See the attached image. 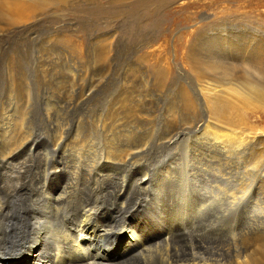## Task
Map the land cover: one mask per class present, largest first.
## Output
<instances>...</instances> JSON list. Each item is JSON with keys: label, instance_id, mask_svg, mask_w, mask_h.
<instances>
[{"label": "bare ground", "instance_id": "obj_1", "mask_svg": "<svg viewBox=\"0 0 264 264\" xmlns=\"http://www.w3.org/2000/svg\"><path fill=\"white\" fill-rule=\"evenodd\" d=\"M3 1L7 0H0L1 8H7ZM129 1L128 5L132 10L142 13L146 9L157 12L179 0ZM230 1L228 14L231 23L228 24V30H216L211 36V61H198L195 50L197 38L194 41L192 39L191 44L185 45L183 42L180 46L181 58L196 77V90L194 89L192 95L181 85L182 82L178 85V79L171 80L166 70L156 68L158 85H178L176 95L169 88L171 95H167L163 106L155 108L158 113L156 115L150 114L145 106H140L159 104V99L143 95L139 99L137 94L126 90L127 85L126 91L118 90L119 92L97 98L93 91L101 81L91 78L89 87L71 100L72 102L69 99L67 102H70L69 110L76 115L73 118L77 121L75 129L63 130L62 127L55 139H49L51 134H48L55 132L47 124L52 116L49 118V113L44 112L46 114L42 115L43 119L40 113L34 112L31 100L33 97L30 95L35 92L29 95L25 91L11 89L13 81L8 85L7 95H10L8 92L14 95L9 99V104L7 103V110L0 114L3 115L0 122V264H11L13 260H23L24 263L29 261L28 264H219L220 261L217 260L222 257L218 259L217 253H230V249L233 251V246H236L230 245V237L235 238L231 236V228L235 226L231 225L234 222L236 224V221L242 230L255 227L253 229H256V234L257 230L261 232L255 236L251 246L250 243L246 244L249 248L243 254L241 252L242 255L235 256L234 263L264 264V239L259 237L264 230V210H256L258 214L254 212L253 215L248 214L250 209L248 212L244 211L247 205L256 200L254 195L264 190V128L259 126L262 123L261 114L264 112V30L259 29L256 24L238 19L239 13L247 17V7L255 10L261 5L260 0ZM131 8L127 13L131 14ZM0 13L1 17L14 21L25 16L21 9L1 10ZM180 39L185 37L181 36ZM105 48L106 46L103 49ZM101 54L105 55L103 52ZM28 59L17 62L18 66L24 68L32 64ZM72 62H69L70 65ZM45 66L47 68L46 64ZM210 71L214 75H209ZM51 72L53 71L49 73ZM23 78H28L26 73L21 79ZM128 78L131 77L126 79ZM114 84L116 86L117 83ZM79 85L81 84L78 87ZM160 89L158 88L159 91ZM72 93L69 94L73 95ZM2 97L0 95V104L3 103ZM61 101L64 102V99ZM51 107L53 106L48 109L51 110ZM182 108L189 111L191 119L187 123L179 122L186 117L182 119L176 114ZM255 112L260 115L255 116L257 121L253 123L248 114ZM162 117L169 123L166 130L162 129L164 131L158 125ZM82 119L88 126L78 136L77 131L80 130L77 127L81 125L79 122ZM71 136L74 137V142L68 146L66 142ZM42 147L43 153L39 151ZM162 152V159L156 160L157 154ZM152 165L158 168L156 174L151 172ZM249 165L250 168L247 167ZM162 167L164 168L161 169ZM246 175L251 179H247ZM246 181L249 183L246 184ZM176 184L180 189L175 188ZM252 187L257 190L247 198L246 191ZM187 192L189 198L185 197ZM260 204L264 203L261 201ZM260 209H264V206L261 205ZM132 212L143 213L144 217H134L130 221L128 216ZM175 221L177 223L173 224ZM154 227L159 232L157 237L153 235L144 238L137 235L140 230ZM123 233L130 235L126 243L119 242ZM206 234L218 242V245L214 242L212 247L208 245L205 250L208 254L206 258L186 249L179 254L175 244L173 245L177 238L185 239L183 237L186 236L190 237L188 238L194 245L191 240L193 237L198 239ZM188 238L186 237L187 240ZM113 248L119 250V263L108 256ZM231 256L232 253L230 258Z\"/></svg>", "mask_w": 264, "mask_h": 264}, {"label": "rangeland", "instance_id": "obj_2", "mask_svg": "<svg viewBox=\"0 0 264 264\" xmlns=\"http://www.w3.org/2000/svg\"><path fill=\"white\" fill-rule=\"evenodd\" d=\"M3 2L6 3L7 8H1V6H0V11L1 10H11V9H12V11H17V10L21 9L25 13V16L22 17L21 19L17 20V21H14L12 19H6V18L1 17V13H0V60H2V61H0V65H1L0 66V95H1V97L2 96L4 97V98L2 97L3 100L1 99V103L2 102L3 103L0 104L2 106V107H0V114L1 113L4 114L5 110H7L6 106H8V104H9V101H10L9 99L13 98L12 96L14 95V93L11 94L8 92V94H10V95H7V87H8V85L10 86L12 81L15 85L12 84L10 87L11 89L12 88L18 89V91H20V92L25 91L29 95L31 93L35 92L36 95L35 94L30 95L31 98L33 97L31 100L33 103L34 112H36L38 114L40 113L41 117H43L42 116L43 114L45 116L46 113H49L48 114L49 118H50V116H52L50 118V121L47 122V124L49 126H51L52 128H54L53 130H55V132L48 134L49 136L51 134L50 137L47 136V138L49 137V139H55L58 136V132L63 128H64L63 130H67V129H71V128L75 129V127L77 126V121L75 122V120L73 118H76V115H74L75 114L74 112L69 110L68 104L70 102L69 103H67V102L69 100L70 101L74 100L81 92H84L87 89V87H89L88 82H89V80H92L91 78H93V80H95V81H101L98 83V86L95 89L96 92L93 91L94 94L97 95V98L105 97L106 95L112 94L114 92L115 93L119 92V91L121 92L123 90L126 91L128 89L127 90L128 92H131L134 95L137 94L136 96L139 97V99L142 98V95L148 96V97L151 96L155 99H159V102L156 101L159 104H156V105L155 104H148V105L143 104V106H140V107L145 106L144 108L145 109L147 108V110H149L150 114H152V115L153 114L156 115L157 112H156L155 108L157 106L158 107L163 106L164 102L166 101L165 99H166L167 95H171V92L173 93V95H174V93H175V95L177 94L176 89H177V86L179 84H181V82H182L181 85L186 89V91L190 95H192L191 93H193L196 90V88H195L196 87L195 86L196 85V80H195L196 77L194 76L192 71H190L187 63L185 61H183V59L181 58L182 57L180 55L181 44L183 42H185L184 43L185 45L191 44L192 39L194 41V39L197 38L195 50L197 52L196 55L198 54L197 55L198 61L199 62H207L208 60L211 61L210 57H209V54L211 57L213 56L211 53V50H212L211 36H213V34L216 33L215 32L216 30L217 31L218 30H228L227 29L228 24L231 23L230 22L231 19L229 17L230 5H231L230 0H179V1H175L173 3L168 4L167 6H164L163 9L161 8L157 12L152 10V9H150L151 11L146 9L142 13L140 11L132 10V8L129 7V5H128L130 2L129 0L128 1L127 0H125V1L124 0H7V1H3ZM241 3H244V1H241ZM259 3L261 6L256 8L255 9L256 11L254 9L251 10L249 7H247L246 8V13L248 14L247 17L243 16L244 14L239 13L238 19H240L242 21H248L249 23H252V24H256L259 26V29L264 30V0H260ZM130 8H131V14L127 13V12H129ZM154 13H156V14H154ZM199 32L200 33L203 32V33L199 34ZM208 32H211V34ZM147 33H149V34H147ZM129 35H131V37ZM141 35H143V36H141ZM146 35L149 37V40H148V37ZM156 36H157V38H156ZM181 36H184L185 39L181 40L180 39ZM202 36H203V38H202ZM137 37H138V39H137ZM199 37H201V38L199 39ZM140 38H142L143 40ZM144 38L147 40H145ZM208 39L210 42L208 41ZM142 41H144V42H142ZM187 41H189V42H187ZM206 41L208 43H211V44H208ZM143 43L144 44L147 43V45H144ZM208 45H209V47H208ZM105 46L107 49L106 48L103 49ZM205 46H207L208 48ZM3 50H5V51H3ZM94 50H96L95 53H94ZM97 50H98V52H97ZM8 51H10V52H8ZM102 52L105 55L101 54ZM92 54H93V56H92ZM97 54H98V56H97ZM134 54H135V56H134ZM207 55H208V57H207ZM6 56H8V57H6ZM96 56L98 57L99 60L97 59ZM99 56H101V58H99ZM102 56H104V57H102ZM70 58H72V59L74 58L73 62H75L77 60L76 63H73L72 59H70ZM160 58H161V60H160ZM25 59L26 60L28 59V61H30L32 63L29 66L24 67L28 71L25 70L22 66L21 67L18 66V64H17V62L26 61ZM64 60H65V62H64ZM56 61H57V63H56ZM66 61H68V62H66ZM102 61H103V63H102ZM49 62H50V66L48 67ZM69 62H72L71 65ZM37 63H38V65L40 64L39 67H38ZM43 63H44V65H43ZM65 63H66V65H69V66H66ZM123 63H124V66H122ZM45 64L47 65L48 71H47ZM94 64H95V66H94ZM141 64H143V65H141ZM3 65H5V66H3ZM51 65H54V66H51ZM74 65H76V67L77 66L79 67V65H80L79 68L81 71L80 70L78 71L79 68L78 67L76 68ZM137 65H138V67H137ZM158 65H161V66H158ZM98 66L100 67V69ZM151 66H153V68ZM11 67H12V69H11ZM66 67H68V68L66 69ZM88 67H89V69H88ZM41 68H42V70H40ZM102 68H103V71H102ZM135 68H136V70H135ZM156 68H160V69L163 68L162 70H166L168 72V75H170V77H168L169 79H171V80L175 79L176 81L178 79V81H177L178 85H173V87L172 86L161 87V85H158L157 84L158 83L157 82V76H155V75H157L156 71H155ZM49 69H50V71H53V72L49 73L50 72ZM21 70H23V71H21ZM32 70H34V72ZM42 71L44 74L42 73ZM93 71H94V73H92ZM10 72H12V73L10 74ZM19 72H20V74H19ZM68 72H70V74ZM83 72H84V74H83ZM17 73H18V75H17ZM25 73H26V77H28V78H26L27 80L25 78L21 79L22 76L25 75ZM53 73H56V74H53ZM72 73L75 75V78H74V75ZM97 73H99V75ZM141 73H143V74H141ZM12 74H14V75H12ZM27 74H28V76H27ZM49 74H50V77H49ZM66 74H67V76H66ZM29 75H30V77H29ZM97 75H98V77H97ZM209 75H214V73L212 74V72H211ZM55 76L58 80L55 79ZM127 77H131V78L126 79ZM183 77H184V79H183ZM70 78H72V79H70ZM100 78H103V79H100ZM145 78H147V80ZM148 78L150 81L148 80ZM5 79H7V80H5ZM54 79L57 81H55ZM74 79H76V80H74ZM185 79H186V81H185ZM28 80H30V82ZM72 80H74V81H72ZM77 80H78V84L79 83L81 84V85H79V87L77 84ZM80 80H82L83 82ZM85 80L86 81L88 80V81L86 82ZM124 80H125V83H124ZM134 80L136 83H134ZM18 81H20L21 83L20 82L18 83ZM36 81H39L40 83L36 82ZM41 81H43V82L45 81L44 83H46V84H44ZM68 81L70 82V84H68ZM84 81H85V83H84ZM131 81H132V83H131ZM75 82H76L77 87L75 85ZM168 82H170V81H168ZM47 83H49V84H47ZM64 83L65 84L67 83V84L65 85ZM104 83H105V85H104ZM114 83H117L116 86ZM118 83H119V85H118ZM153 83H156V84H153ZM71 84L73 85L74 88L72 87ZM187 84H189V85H187ZM25 85H26V89H24ZM39 85H40V87H39ZM64 85L66 86L65 88H64ZM100 85H101V87H100ZM125 85H127L128 87ZM154 85L155 86L157 85L158 87H155ZM61 86L63 87V89ZM85 86H86V88H85ZM129 86H130V88H129ZM107 87L110 89H108ZM42 88L44 89V91ZM50 88L52 91L50 90ZM116 88H117V90H116ZM122 88H124V89H122ZM125 88H126V90H125ZM135 88H136V90H134ZM158 88L159 89L161 88L160 91L158 90ZM169 88L171 89V92L169 91L170 90ZM151 89H152V91H151ZM31 90H32V92H31ZM147 90H148V93H147ZM42 91H43V93H42ZM73 91L75 92V94ZM167 91H168V93H167ZM68 92L69 93L73 92L72 93L73 95L69 94ZM161 92L162 93L164 92L162 96L160 95ZM2 93H4V94L6 93V94L4 95ZM50 93H52V94H50ZM54 93H55V95H54ZM66 93H68V95L70 97L68 95H66ZM67 96H68V98H67ZM6 98H8V99H6ZM43 98H45V99L43 100ZM49 98H50V101H49ZM52 98H53V100H52ZM70 98H72V99H70ZM198 98H199V100H201L200 96ZM201 98L203 99V97H201ZM61 99L62 100L64 99V102L61 101ZM161 99H162V101H160ZM4 101H5V103H4ZM6 101H8V102H6ZM42 101H44V102H42ZM52 102H53V104H51ZM36 103L38 105H35ZM56 103H59V105ZM48 104H51L50 106H53V107H51V110L48 109V108H50V106ZM64 104H65V107H64ZM42 105H46V106H42ZM47 105L49 107H47ZM61 106H63V108H61ZM44 107H45V109H44ZM55 107H56V109H55ZM34 108H38V109H34ZM42 108L44 109V111ZM57 108H59V111ZM46 110L49 112H47ZM151 111H155V112L152 113ZM44 112H46V113H44ZM67 112H68V114H67ZM188 112L189 111H187L184 108H182V110H179V111L177 110L176 114L181 116L182 119L184 117H186L183 120L180 119L179 122L187 123L190 121L191 118H189L190 115H188ZM176 114L174 115V117H176ZM60 115H62V117ZM186 115H188V116H186ZM258 115H260L258 112L248 114L250 121L253 123H256L257 120H256L255 116H258ZM2 116L0 115V122L2 121V118H3ZM53 116H54V118H53ZM67 116H69L68 117L69 119L67 118ZM163 117H164V115H163ZM43 119H44V117H43ZM51 119L55 120V121H52ZM67 119H68V121H67ZM163 119H162V121H158V125L161 126V131L166 130V128L169 125V123H167L165 121V119L164 120ZM52 122H53V124H52ZM55 122H57V123H55ZM261 122L262 123L259 124V126L264 128V112H263V114H261ZM44 123L46 124L45 121H44ZM58 123H59V125H58ZM74 124H75V126H72ZM79 124H81V125H79L77 128L80 131H77V135L81 136L82 133L84 132L83 128L85 129V127H87L88 125H86V122L83 119L79 122ZM55 127H57V128H55ZM162 129H164V130H162ZM161 131H159V132H161ZM60 132H59V134H60ZM53 133H55V135ZM14 137H16V136L14 135ZM184 138H185V136H184ZM72 142H74L73 136H71V138H69L67 140L66 145L70 146L69 143H72ZM39 151L43 153L44 148L43 147L40 148ZM162 156H163V152L158 153L156 160L160 161L162 159ZM154 161L155 160H152V162H154ZM156 167L153 165L151 167V172L153 174H156V172H158L157 171L158 168H156ZM247 167L250 168V165ZM163 168L164 167H162L161 169H163ZM177 168H179V166H177ZM246 177H247V179H251V177L248 175H246ZM244 179H245V177H244ZM236 182H238V179L236 180ZM248 183L246 181V184H248ZM175 188L180 189V186L178 184H176ZM185 188H188V187H185ZM246 188H248V187H246ZM253 189H254V187H252L250 190L248 189V191H246L247 198H250L252 196V193L256 192L257 189H255V190H253ZM169 190H171V189H169ZM262 191H264V190H262ZM262 191L261 192L259 191L260 195L255 194L253 197L256 200L253 199L255 202L254 201H252V202L254 204H256L257 206H254V204L251 203L250 205H247L246 209H244V211H246V212H248L250 209V211L248 213L249 215H251V214L253 215V213L256 212V210H257V212H260V211L263 212L264 209H260L261 205L264 206V204H260L261 201H262V203H264V200H263L264 193H262ZM247 192L249 195L247 194ZM187 194H188V192H187ZM256 196L258 197V199ZM185 197L189 198V194ZM247 200H249V199H247ZM255 207H257V209ZM252 210H254V211L252 212ZM257 212L254 214H258ZM134 213L135 212H132L128 216V220L132 221V219L134 217H136V218L144 217L143 213H140V214H138V213L134 214ZM133 214H134V216L131 218V216ZM176 223L177 222L175 221L173 224H176ZM234 223L231 225V227L235 226V227L231 228V234H233L231 236H235V238L233 237V239H232V237H230L231 238L230 245L233 246L234 244H236V246H233V248H232L233 251L230 249V251H229L230 253H228V252L223 253V254L217 253L218 259L220 257L223 258V259L220 258L222 261L220 259L217 260V261H220L221 264H224V263L225 264H232V263L236 262L235 256L242 255L243 251L246 248L248 249L249 246H251V244L254 241L253 239L256 238L255 236H258L257 234H260V232H261V231L259 232L257 230V234H256V231H255L256 229L255 230L253 229L255 227H253L250 230L249 229H245V230L243 229L242 230L241 225L237 221H236V224H234ZM234 228H236L235 229L236 231L234 230ZM237 230L239 231V235H238ZM233 231L237 232V234ZM246 233L247 234L249 233V234L247 235ZM263 233H264V230L262 231V234ZM262 234L259 237H262V239H264V237H263L264 235H262ZM137 235L142 236L144 238H148V237L153 236V235H155V237H157L159 235V232L156 229V227H154L152 229L140 230L137 232ZM237 235L240 237V239ZM128 236H130L129 233H123L119 237V242H124V243L128 242L129 241ZM206 236L208 237V239ZM186 237L188 238L189 236H186ZM186 237H183L185 239L177 238L176 241L173 243V245L175 244L174 247H176L179 254L182 251H184V249H186L187 251L195 252L196 255H198L200 257L201 256L203 257V255H204L205 256L204 258H206V255L208 256V254L205 250H206V248H208V245H209V247L214 246L216 243H217L216 245H218V242L215 241V239H212V237L210 235H207V234L202 235V238H204V239L200 238L201 237L200 236L198 238L200 241L194 237L193 238L191 237L192 238L191 240L194 241V245H193V242L189 240L190 237L188 238V240L186 239ZM245 238H247V239L245 240ZM201 240H202V242H201ZM195 241H196V243H195ZM214 242H215V244H214ZM132 243H133V241H132ZM183 243H185L186 246ZM195 244H197L196 245L197 249H196ZM199 244H201V245H199ZM202 244H203V247H202ZM246 244L247 245L249 244V246H247ZM191 245H193V246L191 247ZM205 245H206V247H205ZM237 245L239 246V248ZM241 245H242V247H241ZM232 246H230V247H232ZM182 247H184V248H182ZM201 250L204 253H202ZM237 250H238V252H236ZM200 251H201V253H200ZM241 252H242V254H241ZM231 253L233 256H231V258H230ZM118 254H119V250H117V248H113L108 256L110 258L114 259L116 263H119L120 259H118ZM226 254H227V256H226ZM226 257H228V258H226ZM28 263H30V262L27 261L24 263L23 260H13L11 264H28ZM234 264H236V263H234Z\"/></svg>", "mask_w": 264, "mask_h": 264}]
</instances>
